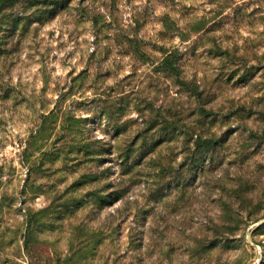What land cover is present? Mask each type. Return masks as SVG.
Returning <instances> with one entry per match:
<instances>
[{"label": "rangeland", "instance_id": "rangeland-1", "mask_svg": "<svg viewBox=\"0 0 264 264\" xmlns=\"http://www.w3.org/2000/svg\"><path fill=\"white\" fill-rule=\"evenodd\" d=\"M0 264H264V0H0Z\"/></svg>", "mask_w": 264, "mask_h": 264}, {"label": "trees", "instance_id": "trees-1", "mask_svg": "<svg viewBox=\"0 0 264 264\" xmlns=\"http://www.w3.org/2000/svg\"><path fill=\"white\" fill-rule=\"evenodd\" d=\"M120 197L121 196L118 194V192H114L113 195H112V201L111 202L115 204L117 201L120 200ZM130 236H131V241H130V249L131 250L140 249L141 245H144V238L143 237L141 238V233L135 234L133 232Z\"/></svg>", "mask_w": 264, "mask_h": 264}]
</instances>
